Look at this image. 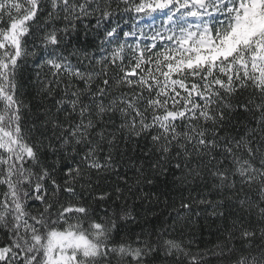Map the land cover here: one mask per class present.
Wrapping results in <instances>:
<instances>
[{"label": "snow or ice", "instance_id": "6c2138e0", "mask_svg": "<svg viewBox=\"0 0 264 264\" xmlns=\"http://www.w3.org/2000/svg\"><path fill=\"white\" fill-rule=\"evenodd\" d=\"M170 173L172 224L132 230L129 195ZM201 211L227 221L212 248L184 237ZM161 259L264 264V0H0V264Z\"/></svg>", "mask_w": 264, "mask_h": 264}, {"label": "trees", "instance_id": "16d2710c", "mask_svg": "<svg viewBox=\"0 0 264 264\" xmlns=\"http://www.w3.org/2000/svg\"><path fill=\"white\" fill-rule=\"evenodd\" d=\"M125 29L127 30V25H125ZM37 72L40 73L39 79L43 80L47 73V69H37L33 64L29 63L20 73L19 82L23 93L22 98L25 100L26 104L29 105L31 110L29 113L30 118L35 119L39 116L41 120H44V111L46 108L52 106L53 100L38 95L41 85L37 82ZM57 98L59 97L57 96ZM54 111L55 109H53V112ZM62 118L61 116V119ZM239 119L244 120L245 118L241 116ZM121 145L123 147V142H121ZM144 149L145 142L143 140L139 141L138 147L135 141H130L127 144L126 151L128 154L123 158L120 173L121 175H127L130 183L134 180L136 173L129 158L131 157L132 160H136L143 155ZM176 174L179 175V173ZM115 183H120V181L116 180L114 176L108 181H102V184L106 188ZM121 186L123 187L122 183ZM140 187L142 191H137L134 188L132 194L129 195L128 204L134 209V215H136V222L130 224L129 227L136 232H139L142 227L146 230L167 228L173 222V218L175 217L174 209L179 206L181 193L183 192V195L187 196L188 191L183 189L179 184L173 185L171 173L167 178L160 177L153 186L143 184ZM198 191H203V187L201 186ZM153 192L156 193L159 199L152 196ZM144 193H148L147 198H144ZM227 195L228 193H225V197H227ZM211 198L213 200L217 199L215 195ZM225 202L226 204L228 203L227 200ZM204 207L205 206L201 205L196 211H200ZM224 211L228 212L231 211V209L226 208ZM225 223H227V221L211 217L204 211H201L199 216L193 214L192 223L185 226V240L187 242V239L191 238L200 248H212L218 240L223 239L221 230ZM172 235H180L179 227L177 232L172 233ZM158 264H170V262L161 259L158 261Z\"/></svg>", "mask_w": 264, "mask_h": 264}]
</instances>
